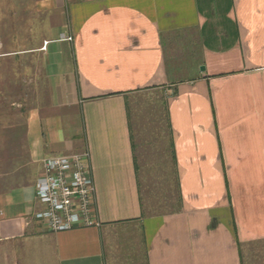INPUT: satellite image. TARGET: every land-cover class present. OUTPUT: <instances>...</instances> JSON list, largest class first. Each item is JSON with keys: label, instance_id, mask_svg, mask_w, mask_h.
<instances>
[{"label": "crops", "instance_id": "crops-1", "mask_svg": "<svg viewBox=\"0 0 264 264\" xmlns=\"http://www.w3.org/2000/svg\"><path fill=\"white\" fill-rule=\"evenodd\" d=\"M48 4L52 112L0 193V264H264V0ZM85 150L100 226L48 231L40 161Z\"/></svg>", "mask_w": 264, "mask_h": 264}, {"label": "rangeland", "instance_id": "rangeland-1", "mask_svg": "<svg viewBox=\"0 0 264 264\" xmlns=\"http://www.w3.org/2000/svg\"><path fill=\"white\" fill-rule=\"evenodd\" d=\"M49 1L0 0V193L36 177L25 125L32 110L52 112L37 50L55 23ZM129 229L126 232L131 233ZM242 255L248 264H258L257 245L243 247Z\"/></svg>", "mask_w": 264, "mask_h": 264}, {"label": "built area", "instance_id": "built-area-1", "mask_svg": "<svg viewBox=\"0 0 264 264\" xmlns=\"http://www.w3.org/2000/svg\"><path fill=\"white\" fill-rule=\"evenodd\" d=\"M58 40H73L62 35ZM48 40L40 50H46ZM35 182L34 196L44 208L34 213L46 230L65 231L74 227H99L96 217L95 184L90 173L88 151L48 156Z\"/></svg>", "mask_w": 264, "mask_h": 264}]
</instances>
